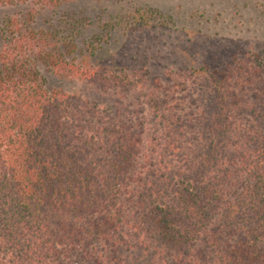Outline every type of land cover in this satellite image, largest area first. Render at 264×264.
<instances>
[{"label":"trees","instance_id":"obj_1","mask_svg":"<svg viewBox=\"0 0 264 264\" xmlns=\"http://www.w3.org/2000/svg\"><path fill=\"white\" fill-rule=\"evenodd\" d=\"M2 27L0 264H264V70L71 61L81 25ZM79 77L117 110L49 89Z\"/></svg>","mask_w":264,"mask_h":264},{"label":"rangeland","instance_id":"obj_2","mask_svg":"<svg viewBox=\"0 0 264 264\" xmlns=\"http://www.w3.org/2000/svg\"><path fill=\"white\" fill-rule=\"evenodd\" d=\"M31 10V5L0 6V50L5 21ZM67 16L82 27L68 58L83 67L89 61L162 79L190 68L225 71L234 61L264 70V0H78L39 12L36 26L58 25ZM43 73L49 89L116 112L114 97L93 82Z\"/></svg>","mask_w":264,"mask_h":264}]
</instances>
